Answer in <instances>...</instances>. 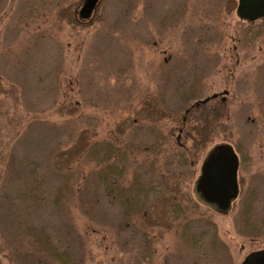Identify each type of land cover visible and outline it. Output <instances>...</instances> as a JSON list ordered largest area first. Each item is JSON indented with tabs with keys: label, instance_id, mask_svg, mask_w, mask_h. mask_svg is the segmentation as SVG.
Returning a JSON list of instances; mask_svg holds the SVG:
<instances>
[{
	"label": "rangeland",
	"instance_id": "1",
	"mask_svg": "<svg viewBox=\"0 0 264 264\" xmlns=\"http://www.w3.org/2000/svg\"><path fill=\"white\" fill-rule=\"evenodd\" d=\"M84 2L0 0V264H61L35 243L46 236L72 264H243L264 251V19L241 20L238 0H100L80 21ZM193 127L206 141L192 161ZM98 143L127 153L126 197L148 193L130 223L96 185L85 149ZM224 145L241 159L225 214L195 186ZM176 194L209 245L183 241L165 201Z\"/></svg>",
	"mask_w": 264,
	"mask_h": 264
},
{
	"label": "trees",
	"instance_id": "2",
	"mask_svg": "<svg viewBox=\"0 0 264 264\" xmlns=\"http://www.w3.org/2000/svg\"><path fill=\"white\" fill-rule=\"evenodd\" d=\"M228 95H229V92L226 91L224 94V97H222V103L226 102L225 96H228ZM219 96L220 95H215L211 99H207V100L195 103L192 107H190L186 111V117L193 110L196 111L199 108L203 109V107L207 105L208 102H210L211 100L217 99ZM201 114L202 113H200L199 117L194 118V119L195 120H198L199 118L201 119L202 118ZM186 117H184L183 119L184 122H186ZM192 132H196V135L198 137L200 134V137H201L200 140H197L196 138L192 139L193 144L190 146L189 149L184 150L185 152H188L187 154L189 155L190 158H192V161H193V158L197 159V155L199 154V152H201L202 148H204L203 143H205L206 140L203 135L204 131L200 132L198 128L193 127ZM189 138H192V134H189ZM180 148H182V146ZM85 150H88V154H92V156L94 157V160L98 162L99 165H101L100 167L99 165H96L99 170L98 176L96 177L97 187L103 191L106 197L114 201L116 200L118 205L124 209L123 210L124 220L130 223L133 215H136V214L142 215L143 212L146 213L147 212L146 209H144L143 207H138L136 205L138 204L140 200H142V204L145 203L147 200L148 193L145 194V196L142 199V196L145 193L143 192L144 190L142 188V185L138 186V189L137 191H135V195L133 197H126V193L128 192L130 188L128 189L123 186L122 179L124 177L123 175L125 172V166L123 163L126 160L125 156L127 153H125L122 150L117 149V147L113 145L112 143L110 144L108 143L104 146L100 145L99 143L93 144L91 148L88 147ZM180 154H181V157L184 158L183 159L184 163H187L188 161H187L186 155H184L183 153H180ZM86 155H87V152H86ZM71 179L75 180V177L74 176L66 177L65 184H67V186H70ZM130 190L133 191L132 189ZM165 194L166 193L164 192L161 197H158V202L162 198L165 197ZM198 194L200 195L199 192ZM36 200H39V199L36 198ZM165 201L167 202V208H169L170 210V212H168L169 218L174 219L175 218L174 215H175L177 218L175 220L180 221L179 227L180 228L182 227L184 229L183 234L181 235L183 241L185 243H188L190 241L191 245L192 243L195 245L199 244L200 245L199 247H202V248L206 246L207 244L209 245V242H210V241L208 242L209 236L204 230L206 224L202 225L200 222H197L196 224H194V226L190 224L191 215L186 216L187 212L185 211L183 196L180 194H176L170 201L169 200H165ZM40 203H41V200L36 201L37 205H39ZM204 203L207 204L209 207L213 208L214 210L216 209L215 207L210 206L206 200H204ZM179 216L180 218H178ZM127 224H125V226H120L121 227L120 229L124 231L127 228ZM191 231H193V233ZM215 240L211 241L212 247L223 249L224 246L222 244L218 245V243ZM35 243L40 245V249H42L43 251L46 250L50 252L53 257L57 258L61 262V264H72L70 257L68 255L69 253L68 249L67 250L58 249V247L52 243L49 236L42 238V240L38 238L37 242ZM59 256L61 257L59 258ZM138 264H142V262L139 261Z\"/></svg>",
	"mask_w": 264,
	"mask_h": 264
},
{
	"label": "water",
	"instance_id": "3",
	"mask_svg": "<svg viewBox=\"0 0 264 264\" xmlns=\"http://www.w3.org/2000/svg\"><path fill=\"white\" fill-rule=\"evenodd\" d=\"M100 0H85L78 12L80 21H88L93 16L95 9ZM237 15L240 19L249 23L257 22L264 19V0H238ZM211 159H207L203 170H207V174L215 187L213 196L221 199V205L216 206V210L224 214L230 209L231 202L237 198V170L238 158L233 149L228 146H218L212 150ZM203 176L201 178V182ZM198 192L202 199L207 201V194ZM243 264H264V251L251 253L248 255Z\"/></svg>",
	"mask_w": 264,
	"mask_h": 264
},
{
	"label": "flooded vegetation",
	"instance_id": "4",
	"mask_svg": "<svg viewBox=\"0 0 264 264\" xmlns=\"http://www.w3.org/2000/svg\"><path fill=\"white\" fill-rule=\"evenodd\" d=\"M212 150H214V148H212L206 155L205 159H204V162H203V165L201 167V175L200 177L198 178V180L196 181V187H197V191L199 189H201L202 193L204 192L205 194H207V202L209 203L210 206L212 207H216V206H220L221 205V199H216L214 196H213V193H215V187L213 185V183L211 182V180L209 179L208 177V174H207V170L204 171L203 168H204V164L205 162L207 161V159H211L212 158ZM241 152V151H240ZM235 153L237 155V158H238V170H237V175H236V180H237V190H238V195H237V198L239 197V182H238V173H239V168H240V163H241V159L238 155V153L236 152L235 150ZM203 176V180L202 182L200 181L201 178ZM254 195V194H253ZM255 196V195H254ZM256 197V196H255Z\"/></svg>",
	"mask_w": 264,
	"mask_h": 264
}]
</instances>
